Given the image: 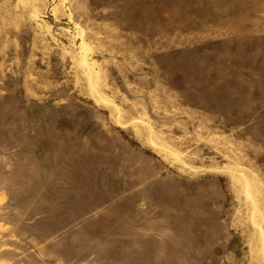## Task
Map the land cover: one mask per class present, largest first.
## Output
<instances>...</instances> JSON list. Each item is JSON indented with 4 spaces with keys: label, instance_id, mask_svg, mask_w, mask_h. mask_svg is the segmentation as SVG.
Here are the masks:
<instances>
[{
    "label": "rangeland",
    "instance_id": "obj_1",
    "mask_svg": "<svg viewBox=\"0 0 264 264\" xmlns=\"http://www.w3.org/2000/svg\"><path fill=\"white\" fill-rule=\"evenodd\" d=\"M0 264H264V0H0Z\"/></svg>",
    "mask_w": 264,
    "mask_h": 264
},
{
    "label": "bare ground",
    "instance_id": "obj_2",
    "mask_svg": "<svg viewBox=\"0 0 264 264\" xmlns=\"http://www.w3.org/2000/svg\"><path fill=\"white\" fill-rule=\"evenodd\" d=\"M96 92V91H95Z\"/></svg>",
    "mask_w": 264,
    "mask_h": 264
}]
</instances>
